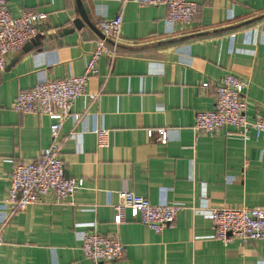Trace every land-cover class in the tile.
<instances>
[{
  "label": "crops",
  "instance_id": "1",
  "mask_svg": "<svg viewBox=\"0 0 264 264\" xmlns=\"http://www.w3.org/2000/svg\"><path fill=\"white\" fill-rule=\"evenodd\" d=\"M198 5L188 23H166L167 8L136 0H82L89 24L74 27L76 0H7L10 13L44 12L34 35L7 56L0 72V264H100L85 258L83 234L116 236L123 257L110 264H264V239L224 243L213 237L210 209L264 208V135L223 128L192 129L197 112L212 109L214 86L228 74L242 79L251 119L264 111V0H188ZM121 13L115 58L102 56L86 82L87 94L62 124L61 158L69 177L83 179L72 204L44 202L12 211L9 177L17 164L35 160L51 143L53 118L11 109L20 91L38 82L80 75L98 23ZM73 28L63 34L64 29ZM108 46L113 47L111 42ZM202 82H208L206 88ZM110 130L98 147L95 129ZM166 127L161 144L147 128ZM71 131L82 132L79 141ZM151 203L177 202L174 224L156 233L131 219L113 223L118 192ZM93 224V227H89Z\"/></svg>",
  "mask_w": 264,
  "mask_h": 264
},
{
  "label": "built area",
  "instance_id": "2",
  "mask_svg": "<svg viewBox=\"0 0 264 264\" xmlns=\"http://www.w3.org/2000/svg\"><path fill=\"white\" fill-rule=\"evenodd\" d=\"M149 6L163 5L167 8L166 23L172 27L175 23H190L195 17L198 5L188 0H136ZM46 19L44 12L29 10L18 16L10 13L7 0H0V72L7 63V56L20 50L34 35L40 21ZM122 15L102 19L98 28L102 37L95 41L94 48L80 75L38 82L33 87L20 91L11 103V109L19 113L46 115L53 118L49 130L51 143L45 147L33 161L17 164L9 177L7 202L12 211H23L29 205L42 203L48 195L51 202L72 204V196L83 186V179L65 177L61 158L59 132L65 120L73 117L78 122L82 115L72 111L76 99L97 94H87L86 82L97 72V61L106 56L113 62L115 47L121 39ZM111 42L113 47L108 46ZM206 88L208 82H202ZM246 83L228 74L218 80L214 86L215 100L212 109L196 113L192 129L195 133L213 134L223 128H232L233 133L249 137L264 135V111L251 119L247 114L248 102L243 95ZM98 147L109 145L110 130L104 127L95 129ZM82 132L71 131L70 138L77 141ZM148 138L156 137L166 144L169 134L166 127L147 128ZM119 202L113 205V223L119 225L125 221L127 210L131 219L140 222L152 231L159 233L174 224L177 213L183 205L177 202L151 203L146 197L130 191L118 192ZM213 226V237L224 243L239 240L242 243L264 239V208L246 206L213 207L208 215ZM89 227H93L90 224ZM81 250L85 258L100 264H110L123 257L124 245L113 235H104L91 229L81 238Z\"/></svg>",
  "mask_w": 264,
  "mask_h": 264
},
{
  "label": "water",
  "instance_id": "3",
  "mask_svg": "<svg viewBox=\"0 0 264 264\" xmlns=\"http://www.w3.org/2000/svg\"><path fill=\"white\" fill-rule=\"evenodd\" d=\"M76 4H77V8H78V12L80 16L74 20V27L79 28L83 25V23L89 24V21L87 19V14H86L87 10L84 7V3L82 2V0H76ZM68 31L72 32L73 28H70V29L64 28L61 32L65 34ZM101 37H102V34H101ZM65 177H68L66 171H65Z\"/></svg>",
  "mask_w": 264,
  "mask_h": 264
}]
</instances>
